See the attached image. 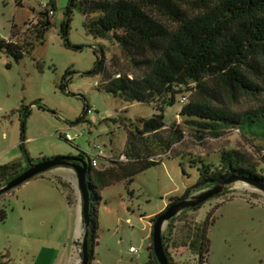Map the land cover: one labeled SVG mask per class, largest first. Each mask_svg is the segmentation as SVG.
Wrapping results in <instances>:
<instances>
[{
	"label": "rangeland",
	"instance_id": "1",
	"mask_svg": "<svg viewBox=\"0 0 264 264\" xmlns=\"http://www.w3.org/2000/svg\"><path fill=\"white\" fill-rule=\"evenodd\" d=\"M51 2L53 15L47 17L49 26L42 44L35 43L31 53L19 61L0 52V166L10 162L25 165V155L31 164H37L80 153L94 156L100 150L103 156L97 160V168H108L123 154L130 124L140 126L141 120L161 116L163 128L156 136L168 144L167 153L155 158L161 162L136 175L130 185L120 182L104 189L97 194V205L91 203L98 237L91 264H147V249L152 247L151 218L171 204V197H181L195 184L198 169L218 165L220 153L236 152L264 174V135L239 133L238 125L225 124L212 134L180 115L184 106L196 101L229 120H242L245 114L263 109L264 56L256 59L259 72H246L258 88L255 92L221 88L212 80L206 93L198 94L193 87L176 89L171 107H161L159 102L125 103L97 88L104 80L102 75H89L96 60L94 50L102 51L105 79L118 75L141 78L147 71L145 59H136L134 64L116 43L92 37L84 28L77 3L70 7L69 0ZM40 12L37 0H0V40L20 46L30 42L32 28L41 21ZM67 17L66 41L71 48L64 46L60 33ZM62 83L64 90L59 89ZM86 105L91 113L81 120ZM21 106L30 109L23 140ZM65 135L71 141L67 142ZM70 170L64 172L73 174ZM53 175L48 171L0 195V211L5 214L0 219V264H53L56 253L60 256L54 264H81V199L80 236L71 235L77 216L71 199L74 194L80 196L77 182L62 184L63 177ZM260 186L246 179L224 186L219 197L207 200L197 211L179 213L170 222L169 232L167 222L162 234L173 264H264V190ZM208 189L193 192L186 200ZM210 212L205 261L189 243L195 227L203 224ZM130 247L137 253L129 254Z\"/></svg>",
	"mask_w": 264,
	"mask_h": 264
},
{
	"label": "trees",
	"instance_id": "2",
	"mask_svg": "<svg viewBox=\"0 0 264 264\" xmlns=\"http://www.w3.org/2000/svg\"><path fill=\"white\" fill-rule=\"evenodd\" d=\"M78 4L84 16V28L95 39L116 43L121 54L136 64V59H145L146 73L141 78L129 79L120 76L105 79L104 62L94 50V69L89 75H102L104 80L97 88L121 99L125 103L154 104L161 107L174 105L176 89L193 87L198 94L206 93L208 82L216 80L221 88L232 91H257L246 72H259L256 59L264 56V0H69V6ZM49 8L53 12V4ZM68 11L67 16H69ZM41 21L32 28L30 42L20 46L16 42L0 40V52L19 61L24 54L29 55L35 43H43L44 34L49 26L47 12H40ZM70 17L61 23L60 33L65 47L71 48L66 41ZM65 83L59 89L64 90ZM192 90V88H191ZM89 108L84 106V115ZM158 111V108L155 109ZM20 138L23 140L26 120L30 115L29 107L21 106ZM189 124L214 133L225 125H238V132L264 135V107L258 112L247 113L243 119L229 120L211 110L203 102H190L180 113ZM163 118L153 115L141 120L140 126L126 130V144L123 155L125 162H112L108 168L98 169L91 166V157L80 153L77 157L87 160L90 199L96 204L97 194L117 183L130 185L133 178L158 165L160 158L167 153L168 144L157 140L158 132L163 128ZM259 131V132H258ZM22 149V145H21ZM23 150V149H22ZM218 165L209 164L197 170L195 184L181 197H171L170 203H176L191 193L210 189L230 177L246 179L264 185V174L249 165L236 152H223ZM27 164L10 162L0 166V187L25 170L30 159L25 155ZM43 177V176H39ZM65 187L64 185H62ZM221 194L214 196L219 197ZM68 201L69 195H66ZM88 237L89 263L94 261V248L97 245V227L95 214L91 212ZM97 205V204H96ZM199 205L184 211H197ZM210 212L203 224H198L189 243L190 249L200 258L209 251L206 230ZM5 214L0 211V219ZM156 217L151 218V222ZM175 218V217H174ZM173 219L168 221L166 230ZM96 240V244L95 243ZM162 246L168 264H173L171 255L164 244ZM147 264H158L150 250Z\"/></svg>",
	"mask_w": 264,
	"mask_h": 264
},
{
	"label": "water",
	"instance_id": "3",
	"mask_svg": "<svg viewBox=\"0 0 264 264\" xmlns=\"http://www.w3.org/2000/svg\"><path fill=\"white\" fill-rule=\"evenodd\" d=\"M70 168L76 174L77 187L79 189L81 204H82V220L84 225V234L81 241V264L89 263L88 253V237L90 226V192H89V177L87 174L88 162L79 157H57L52 159H45L37 164L29 165L20 174L15 176L4 186L0 187V195L14 190L15 188L23 185L24 183L42 176L46 172L55 168ZM243 179L230 177L211 189H208L199 195L193 196L189 200L183 199L179 202L170 204L161 213H159L152 226V253L158 264H168L162 246V229L163 226L176 217L184 210L195 208L216 195L221 194L224 186L233 184ZM251 182V181H250ZM262 185V184H261ZM264 190V185L260 186Z\"/></svg>",
	"mask_w": 264,
	"mask_h": 264
},
{
	"label": "crops",
	"instance_id": "4",
	"mask_svg": "<svg viewBox=\"0 0 264 264\" xmlns=\"http://www.w3.org/2000/svg\"><path fill=\"white\" fill-rule=\"evenodd\" d=\"M64 171H71V170H70V168L60 167V168L52 169L49 172L52 173V174H54L53 175L54 177L60 178V176H62L63 177V180H64V182L62 184H64V183H67L68 184V182H70V184H72L71 181L73 182L75 180L77 182L76 174H74V172H72L73 174H68L67 172H64ZM57 183H60V181L58 180ZM80 199H81L80 196H77L75 194H74L73 198L71 199V204L72 205L74 204L76 206V208H77V216H76V219L74 221L76 223V228L73 227V229L71 231V235L72 236L75 235V236H77V238H79L80 231H81V226H80L81 220H80V214H79V210H78V204L80 202ZM77 240L78 239H76V242H77ZM75 243H74L73 249H72V253H73L72 255L73 256L76 253V251H75ZM59 256H60V254L59 253H56V255L54 257V261L56 259H58ZM73 256H72V258H73ZM54 261H53V264H54Z\"/></svg>",
	"mask_w": 264,
	"mask_h": 264
},
{
	"label": "built area",
	"instance_id": "5",
	"mask_svg": "<svg viewBox=\"0 0 264 264\" xmlns=\"http://www.w3.org/2000/svg\"><path fill=\"white\" fill-rule=\"evenodd\" d=\"M50 2H51V0H47L46 3H43V2H41L40 0H37V3H38V5H39V7H40V11H41V12H47V13H48V16H49V15H50V16L53 15L52 10L49 8V4H50ZM96 86H98V84H96ZM89 113H91V111L88 109L87 112H86V114H89ZM64 139H65L67 142L71 141V138H70L69 135H65V136H64ZM102 156H103V152L100 151V150L97 152L96 155H94V156H90V157H91V166L94 167V168H97V160H98L99 158H101ZM125 161H126V159H125L124 155L122 154V155L120 156V158H119V162H125ZM128 253H129V254H136V253H137V250H136L135 248H133V247H130L129 250H128Z\"/></svg>",
	"mask_w": 264,
	"mask_h": 264
}]
</instances>
